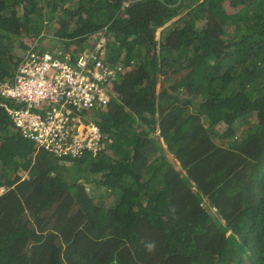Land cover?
<instances>
[{
	"label": "trees",
	"instance_id": "16d2710c",
	"mask_svg": "<svg viewBox=\"0 0 264 264\" xmlns=\"http://www.w3.org/2000/svg\"><path fill=\"white\" fill-rule=\"evenodd\" d=\"M47 33L120 70L79 112L96 155L37 147L0 96V264H264V0H0V81Z\"/></svg>",
	"mask_w": 264,
	"mask_h": 264
},
{
	"label": "built area",
	"instance_id": "2783aa9c",
	"mask_svg": "<svg viewBox=\"0 0 264 264\" xmlns=\"http://www.w3.org/2000/svg\"><path fill=\"white\" fill-rule=\"evenodd\" d=\"M105 55L103 35L93 48L74 56L61 49H26L12 78L0 81L1 106L14 128L61 160L86 151L96 155L104 145L102 133L79 112L102 108L110 100L107 84L120 67L108 64Z\"/></svg>",
	"mask_w": 264,
	"mask_h": 264
},
{
	"label": "rangeland",
	"instance_id": "374dc122",
	"mask_svg": "<svg viewBox=\"0 0 264 264\" xmlns=\"http://www.w3.org/2000/svg\"><path fill=\"white\" fill-rule=\"evenodd\" d=\"M161 28L162 27H160V28H158L157 30H156V32L154 33V38L155 39H158V37H159V31L161 30ZM147 31H148V33L150 34V31H149V29H147ZM47 35L48 36H46V38H44L43 40H40V48H41V50L42 51H58V50H60L61 48H60V45H61V42L59 41V40H57V39H54L53 37H51V34H49V33H47ZM38 44V45H39ZM38 45H36V47H35V49L37 50V51H39L40 49H39V46ZM42 51H40V52H42ZM17 53H20V52H17ZM74 56V55H73ZM73 65H74V63H73ZM112 88H115V86H114V83L113 84H111L110 85V87H109V89H110V92H112ZM158 88H159V82H156L155 83V89L156 90H158ZM82 118V117H81ZM84 122H85V120H84ZM88 122H91V121H88ZM66 163H68V162H66ZM24 175H26L25 173H23V175L22 176H24ZM17 180V173H14V172H8L7 174H6V179H5V182H8V181H16ZM86 186H87V189L88 190H90L91 188H92V186H93V184H86ZM3 190V188H1V191ZM98 191H100V192H102L103 191V188L102 187H100L99 189H97Z\"/></svg>",
	"mask_w": 264,
	"mask_h": 264
},
{
	"label": "crops",
	"instance_id": "0c3cea01",
	"mask_svg": "<svg viewBox=\"0 0 264 264\" xmlns=\"http://www.w3.org/2000/svg\"><path fill=\"white\" fill-rule=\"evenodd\" d=\"M17 182V181H16ZM14 183H15V181H14Z\"/></svg>",
	"mask_w": 264,
	"mask_h": 264
}]
</instances>
